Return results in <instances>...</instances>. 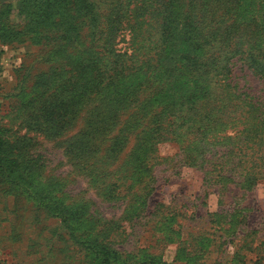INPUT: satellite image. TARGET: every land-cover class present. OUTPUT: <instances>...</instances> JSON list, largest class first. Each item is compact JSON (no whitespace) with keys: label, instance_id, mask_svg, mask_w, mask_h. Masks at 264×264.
Segmentation results:
<instances>
[{"label":"rangeland","instance_id":"1","mask_svg":"<svg viewBox=\"0 0 264 264\" xmlns=\"http://www.w3.org/2000/svg\"><path fill=\"white\" fill-rule=\"evenodd\" d=\"M187 2L173 1L174 23L162 65L115 82L104 91L113 92L108 98L115 100L117 93L161 92L149 102L156 110L197 91L194 82L175 75L169 79L165 73L191 48L184 36ZM237 2L230 15L234 26L248 22L263 26L264 0ZM2 6L8 11L9 25L23 31L27 19L20 13V0H0ZM47 9V4L30 3L32 12ZM127 20L116 49L128 55L136 46L131 42L132 20ZM81 27L77 39L62 41L60 53L51 56L59 43L41 28H33L13 44L0 41V126L10 140L20 142L25 160L32 161L34 188L82 214L87 222L80 225L79 233L89 230L90 235L105 239L128 257L127 264H148L149 259L173 264H184V259L191 264H264V178L243 187L242 179L207 181L202 170L183 163L186 143L165 141L156 143L154 152L143 150L148 124L123 125L129 111L120 120L105 119V113L99 117L103 101L87 99L85 92L64 95L74 106V115L66 118L68 125L57 135L33 128L32 112L38 107L30 110L27 102L43 84L50 85L48 92L57 90L58 77L66 74H55V68L67 69L69 62H78L80 42L86 41L87 33V27ZM78 70L68 75L70 86L83 79L85 74ZM231 72V84L238 91L264 100V79L237 59ZM0 264H86V260L60 220L0 178Z\"/></svg>","mask_w":264,"mask_h":264},{"label":"trees","instance_id":"2","mask_svg":"<svg viewBox=\"0 0 264 264\" xmlns=\"http://www.w3.org/2000/svg\"><path fill=\"white\" fill-rule=\"evenodd\" d=\"M31 1L47 4L48 9L41 14L32 12ZM173 1L134 0L129 10L131 0L116 4L106 0H20V13L27 19L21 32L9 25L6 6L0 7L1 42L13 44L33 28H41L51 32L59 43L53 46L50 56L60 53L62 41L69 43L78 38L81 24L87 27L86 41L80 42L78 62H69V68L53 71L66 74L58 77L61 81L57 90L48 92L50 85L43 84L37 92L30 93V110L38 107L37 112H32L33 128L57 135L68 125L66 118L74 115V106L64 95L85 92L87 99L103 101L99 117L105 113V119L120 120L129 111L123 125L135 127L146 122L148 144L144 142L143 150L154 152L156 143L182 141L186 143L182 148L183 163L202 170L207 181L237 183L242 179V187L254 183L264 178V100H256L231 84V64L237 59L254 76L264 79V24L248 22L234 26L230 15L236 10L237 0L187 2L184 36L191 48L165 73L169 79L175 75L194 82L196 92L156 110L149 102L161 92H150L148 97L141 92L117 93L115 100L108 98L113 92H104L135 71H156L162 65V53L174 23ZM126 18L132 20L131 42L136 46L128 55L116 49V39ZM74 68L85 75L70 86L68 75L74 74ZM20 148V142L10 140L0 126L2 181L49 217L60 220L69 240L84 253L86 264H127L128 257L105 239L90 235L89 230L79 233L80 225L87 222L82 214L64 208L56 198L34 188L29 170L32 161L25 160ZM184 261L191 264L190 260ZM146 263L173 264L152 259Z\"/></svg>","mask_w":264,"mask_h":264}]
</instances>
